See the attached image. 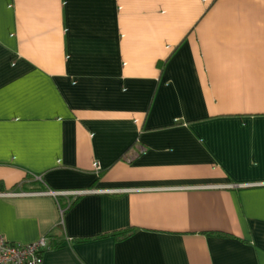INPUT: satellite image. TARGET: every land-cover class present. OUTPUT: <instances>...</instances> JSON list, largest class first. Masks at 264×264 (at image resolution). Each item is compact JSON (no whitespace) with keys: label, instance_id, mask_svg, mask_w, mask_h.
Returning a JSON list of instances; mask_svg holds the SVG:
<instances>
[{"label":"crops","instance_id":"crops-1","mask_svg":"<svg viewBox=\"0 0 264 264\" xmlns=\"http://www.w3.org/2000/svg\"><path fill=\"white\" fill-rule=\"evenodd\" d=\"M46 189L86 192L7 195ZM0 233L42 264H264V0H0Z\"/></svg>","mask_w":264,"mask_h":264},{"label":"built area","instance_id":"built-area-1","mask_svg":"<svg viewBox=\"0 0 264 264\" xmlns=\"http://www.w3.org/2000/svg\"><path fill=\"white\" fill-rule=\"evenodd\" d=\"M95 169H99L98 163H94ZM36 178L41 179L40 176ZM242 186V185H240ZM209 187H237L236 184H227V185H209ZM125 189H107L99 190L100 192H109L116 193L124 191ZM86 192L85 190H64V191H52L51 189H46L45 191L40 192H28V191H19V192H10L7 195L18 196L26 194H38L44 193L53 196L58 195H76ZM47 247V241L45 237L27 244H15L8 242L5 237L0 233V264H42V253Z\"/></svg>","mask_w":264,"mask_h":264},{"label":"trees","instance_id":"trees-1","mask_svg":"<svg viewBox=\"0 0 264 264\" xmlns=\"http://www.w3.org/2000/svg\"><path fill=\"white\" fill-rule=\"evenodd\" d=\"M129 232H131V231H129ZM129 232H127V231L119 232V233H118V232H115V233H111V235H112V236H115V237H116V236H119V237L123 238V237L127 236V235L129 234ZM61 245H62V242H58V243L54 244L53 246H54V247H59V246H61ZM47 248H48V247H46V249H47ZM46 249H45V250H46ZM45 250H44V251H45ZM44 251H43V252H44Z\"/></svg>","mask_w":264,"mask_h":264}]
</instances>
